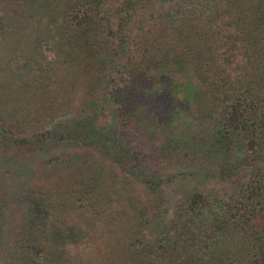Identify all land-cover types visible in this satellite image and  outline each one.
<instances>
[{"label":"trees","instance_id":"trees-1","mask_svg":"<svg viewBox=\"0 0 264 264\" xmlns=\"http://www.w3.org/2000/svg\"><path fill=\"white\" fill-rule=\"evenodd\" d=\"M52 1L0 0V150L34 176L63 147L10 229L0 184V264H264V0H63L50 36L12 46L8 18Z\"/></svg>","mask_w":264,"mask_h":264},{"label":"rangeland","instance_id":"rangeland-1","mask_svg":"<svg viewBox=\"0 0 264 264\" xmlns=\"http://www.w3.org/2000/svg\"><path fill=\"white\" fill-rule=\"evenodd\" d=\"M177 0H160L154 4L155 10H159L161 8L166 7L167 5L175 3ZM211 1V0H209ZM213 1V0H212ZM63 0H55L54 3L52 1V5L47 7V9H44L40 12V14L36 15L35 11L29 6V5H23L17 9V13L13 19V17L8 18V24L6 27L12 31V34L10 35V43L12 46L16 47H27L31 44H34L37 40H42L44 38H47L51 35L54 22H58L60 19V12L63 8ZM0 5V24L2 20H4L5 17V10ZM5 12V13H4ZM147 15V11H142L136 15V19H142L145 18ZM136 21V20H135ZM57 24V23H56ZM4 25H0V28ZM10 26V27H9ZM102 113L100 112V115L97 116V123L101 125H105L106 122L108 124H111L112 122V115H113V106L109 105L108 103L102 104ZM101 106H99L100 108ZM95 114H90V116H80L79 114H68L62 117L57 118L56 120H62V119H70L73 122L68 123V125L72 126V130H75V126L78 123L85 124L87 122H91V119L94 117H91ZM76 124V125H75ZM52 123H46L43 126H40L39 130H45L50 128ZM79 130V127L77 128ZM77 130V131H78ZM158 135L153 136L148 140L150 147L147 148V153H151L152 151V145H156ZM62 146H53L46 150H41L37 153H35L32 156H29L28 158V164L32 166V168L36 169V172L34 173V176L29 174V170H27L26 173H21L15 170V166L10 165L7 162L6 153L12 152L11 151H4L0 150V184L1 186L6 189V191L9 193L8 195V204L7 208L5 209L4 213V223L3 228L4 229H10L12 226V223L14 221L18 220L20 221L21 217L24 214V209H21L19 206H17L16 201L14 200L16 196V190L18 185L24 180L28 179L29 182L32 183H40L38 180V177L43 180L41 175L38 176V170L42 167V162L44 159H47V157H50L51 155H55V153H60L62 150ZM13 149V148H12ZM50 155V156H49ZM22 160V159H21ZM20 160V161H21ZM15 162V160H13ZM6 163V164H5ZM9 165V166H8ZM14 165V164H13ZM10 167V168H9ZM169 195H172L169 190ZM63 244V239L59 235H55L53 239L48 243V246L46 248V252L51 256V258H55L58 256L60 252L61 245Z\"/></svg>","mask_w":264,"mask_h":264}]
</instances>
